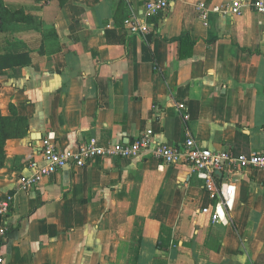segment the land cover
<instances>
[{"label":"crops","instance_id":"0c3cea01","mask_svg":"<svg viewBox=\"0 0 264 264\" xmlns=\"http://www.w3.org/2000/svg\"><path fill=\"white\" fill-rule=\"evenodd\" d=\"M147 1L3 0L32 21L0 33V45L18 39L31 57L0 78V110L13 105L28 121L0 168V198L14 194L0 264H264L263 170L222 173L235 186L223 221L212 220L216 199L195 170L149 151L18 188L47 133L64 149L89 138L130 143L152 129L157 143L191 135L209 149L264 154V15L253 0H242L241 15L211 10L228 0H169L147 15ZM128 18L150 32L131 33ZM183 33L195 43L183 42L181 56Z\"/></svg>","mask_w":264,"mask_h":264},{"label":"built area","instance_id":"2783aa9c","mask_svg":"<svg viewBox=\"0 0 264 264\" xmlns=\"http://www.w3.org/2000/svg\"><path fill=\"white\" fill-rule=\"evenodd\" d=\"M169 0H149L144 4L147 15L156 14L169 7ZM242 0H228L225 6H214L211 10L223 15H241L244 8ZM249 6L258 14L264 15V0H253ZM196 11L201 18H206L210 8L204 1H199ZM125 25L131 33L143 35L150 32L146 23H140L135 18L125 20ZM182 107V106H180ZM143 151H149L153 157L164 164H186L198 173L205 181V189L209 196L216 199L211 218L213 221L226 219V211L232 210L235 198V186L229 181H222L217 173L241 169H258L264 171V154L250 152L249 154H235L231 149H209L203 147L191 135L177 145L157 143L153 139L152 129H147L130 143H111L100 145L96 138L80 141L74 148H62L53 133H47L41 139L40 151L34 157L29 168L31 174L21 176L18 188L29 192L38 187L41 182L58 172L70 167L85 166L94 158H129ZM14 194H7L0 198V244L6 240L8 218L13 208ZM3 258L0 257V263Z\"/></svg>","mask_w":264,"mask_h":264},{"label":"trees","instance_id":"16d2710c","mask_svg":"<svg viewBox=\"0 0 264 264\" xmlns=\"http://www.w3.org/2000/svg\"><path fill=\"white\" fill-rule=\"evenodd\" d=\"M66 0H60L63 4ZM32 21L31 16L27 15L23 9L11 10L7 8L3 2L0 0V33L11 32L9 24L13 22H23L30 23ZM109 41L111 39V32H106ZM125 35V34H124ZM124 35L116 40L118 42H124ZM175 41L180 43V55L183 53V42L190 41V46H192L195 41L190 38L186 33L179 35L174 38ZM21 41L18 39L6 40L2 45H0V78L4 76V72L7 69L26 66L30 63L31 57L29 50L19 49ZM28 134V121L27 118L21 116L17 113L15 107L10 105V113L5 115L0 110V168L3 167L6 159V142L11 138H20ZM9 233H6V240L3 245L8 240Z\"/></svg>","mask_w":264,"mask_h":264},{"label":"water","instance_id":"95a60500","mask_svg":"<svg viewBox=\"0 0 264 264\" xmlns=\"http://www.w3.org/2000/svg\"><path fill=\"white\" fill-rule=\"evenodd\" d=\"M217 174H218V177H219V178L222 176V174H221V173H217Z\"/></svg>","mask_w":264,"mask_h":264}]
</instances>
